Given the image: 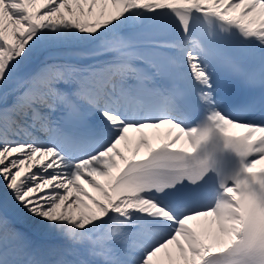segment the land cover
<instances>
[{"label": "snow or ice", "instance_id": "6c2138e0", "mask_svg": "<svg viewBox=\"0 0 264 264\" xmlns=\"http://www.w3.org/2000/svg\"><path fill=\"white\" fill-rule=\"evenodd\" d=\"M262 161L264 0H0V264H264Z\"/></svg>", "mask_w": 264, "mask_h": 264}, {"label": "bare ground", "instance_id": "6f19581e", "mask_svg": "<svg viewBox=\"0 0 264 264\" xmlns=\"http://www.w3.org/2000/svg\"><path fill=\"white\" fill-rule=\"evenodd\" d=\"M149 134V138L154 142H157L158 140V137H160L161 135V131H167V128H162V129H159V130H146ZM129 136H130V141H131V146H135V142L136 140L134 139L137 134L134 133V132H130L129 133ZM121 147L123 148V142H122V145ZM143 150V149H142ZM141 150V151H142ZM124 151H125V155H128L129 151L127 148H124ZM117 161L118 163H121L122 164V161L119 160V158H117ZM115 171V170H114ZM101 180H103V178H100ZM85 187H88L87 185H85ZM89 191H92V189L89 188ZM212 217H203V218H200L199 220V226L201 229H208V228H214V225L212 224Z\"/></svg>", "mask_w": 264, "mask_h": 264}]
</instances>
